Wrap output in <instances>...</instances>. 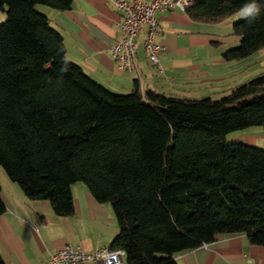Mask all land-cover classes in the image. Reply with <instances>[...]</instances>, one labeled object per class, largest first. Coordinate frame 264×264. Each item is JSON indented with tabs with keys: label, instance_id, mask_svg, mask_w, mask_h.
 I'll use <instances>...</instances> for the list:
<instances>
[{
	"label": "trees",
	"instance_id": "16d2710c",
	"mask_svg": "<svg viewBox=\"0 0 264 264\" xmlns=\"http://www.w3.org/2000/svg\"><path fill=\"white\" fill-rule=\"evenodd\" d=\"M74 0H0V167L56 215L75 211L83 183L111 203L119 227L112 249L127 264H179L175 254L246 234L264 246V148L228 138L264 129V74L220 99L155 90L115 92L67 57L63 34L40 11ZM247 5L233 25L243 60L264 50V0H193L197 22L217 23ZM65 58L66 70H65ZM6 205L1 195L0 216ZM0 264H6L0 252Z\"/></svg>",
	"mask_w": 264,
	"mask_h": 264
},
{
	"label": "crops",
	"instance_id": "0c3cea01",
	"mask_svg": "<svg viewBox=\"0 0 264 264\" xmlns=\"http://www.w3.org/2000/svg\"><path fill=\"white\" fill-rule=\"evenodd\" d=\"M37 8L63 34L68 59L115 92H131L138 83L143 93L155 90L200 99L228 94L240 79L228 83L240 72L236 66L240 62L223 57L231 47L215 44L222 41L213 38L211 24L192 20L179 8L157 14L161 26L158 39L166 46L160 54L163 70L148 60L140 46L136 56L140 74L120 69L111 55V46L122 36L118 27L121 12L115 0H74L66 11ZM244 130L233 140L264 148V142L258 141L264 138L263 132ZM0 184L6 205L0 216V252L6 264H43L66 244L95 251L109 247L119 233L113 208L98 202L83 184L72 187L75 211L70 216L56 215L48 200L29 199L1 172ZM174 257L179 264H264V246L252 244L246 234H220L214 242Z\"/></svg>",
	"mask_w": 264,
	"mask_h": 264
},
{
	"label": "built area",
	"instance_id": "2783aa9c",
	"mask_svg": "<svg viewBox=\"0 0 264 264\" xmlns=\"http://www.w3.org/2000/svg\"><path fill=\"white\" fill-rule=\"evenodd\" d=\"M121 12L118 27L120 40L111 48V55L122 70L137 71L140 74L136 56L143 46L148 60L162 71L160 54L166 46L159 41L161 26L157 14L179 8L183 11L193 5V0H115ZM43 264H127L126 253L121 248L103 247L87 251L82 245L66 244L52 253Z\"/></svg>",
	"mask_w": 264,
	"mask_h": 264
},
{
	"label": "rangeland",
	"instance_id": "374dc122",
	"mask_svg": "<svg viewBox=\"0 0 264 264\" xmlns=\"http://www.w3.org/2000/svg\"><path fill=\"white\" fill-rule=\"evenodd\" d=\"M39 6L42 8L47 7L46 5H39ZM250 15L251 14H249L248 8L246 7L244 9L238 11L234 15H232L230 19H227V17H226V18H224L225 21H224V19H222L221 21H219L217 23H210L211 24L210 31H212V33H215L212 35L213 38L216 40L222 41L221 44L219 42H215V44L221 45L223 47H229V46L234 47L235 45H237L238 42H234V39H236L238 37V35H236L234 33L233 25L235 22L245 20ZM6 20H7V13H6V11H4L0 8V25L3 24ZM237 62H240V63H238V65H236L240 70L239 75L237 77H232L231 79H228V83H231V82L235 81L236 79L240 78L239 80H237L238 82H236V84H235L236 86H238L240 84L247 83L248 81H250L251 79H253L259 75L264 74V50L256 51L251 56H249L243 60H237ZM225 95H227V94L216 95V96H212V97H213V99H220L221 97H223ZM258 131H261L264 133L263 127H260V126L249 127V128H246L244 130V133H246V132L247 133L248 132H258ZM237 134H241V133H237ZM235 136H237V135H235ZM233 137H234V135H231L228 138L229 142L233 141ZM258 141H260V143H263L264 138H259ZM0 172H1V174H4L7 176L3 167H0ZM79 184H83V183H79ZM106 204H108V206H110V208H112L111 203H106Z\"/></svg>",
	"mask_w": 264,
	"mask_h": 264
},
{
	"label": "clouds",
	"instance_id": "9594fccd",
	"mask_svg": "<svg viewBox=\"0 0 264 264\" xmlns=\"http://www.w3.org/2000/svg\"><path fill=\"white\" fill-rule=\"evenodd\" d=\"M246 7L248 8L249 14L258 13V9H256L255 5H247ZM66 62H67V58H65V70H66Z\"/></svg>",
	"mask_w": 264,
	"mask_h": 264
}]
</instances>
